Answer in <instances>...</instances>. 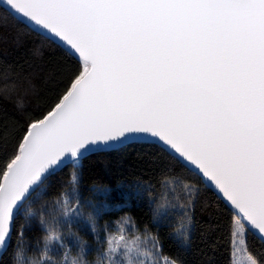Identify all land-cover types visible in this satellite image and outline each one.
I'll return each mask as SVG.
<instances>
[{
  "label": "snow or ice",
  "instance_id": "1",
  "mask_svg": "<svg viewBox=\"0 0 264 264\" xmlns=\"http://www.w3.org/2000/svg\"><path fill=\"white\" fill-rule=\"evenodd\" d=\"M6 6L58 42L77 67L45 110L29 117L16 154L0 163V250L18 210L65 162L76 167L93 151L151 143L231 209L230 264H245L238 254L259 264L246 237L264 239V0H6ZM149 187L137 185L136 194ZM163 187L154 223L179 218L176 237L189 245L192 198L182 202L171 180ZM72 191L75 199V183ZM105 211L94 206L84 219L67 197L58 200L40 217L46 250L61 238V223L95 224ZM125 226L135 228L131 217L122 218L119 236L108 235L104 264H178L163 254L158 235L145 230L143 239L128 241ZM118 249L123 261L114 259Z\"/></svg>",
  "mask_w": 264,
  "mask_h": 264
},
{
  "label": "trees",
  "instance_id": "2",
  "mask_svg": "<svg viewBox=\"0 0 264 264\" xmlns=\"http://www.w3.org/2000/svg\"><path fill=\"white\" fill-rule=\"evenodd\" d=\"M76 67L75 57L67 56L60 45L38 34L0 5V163L16 154L29 117L45 110ZM20 83L23 88L14 87ZM169 180L180 193L182 202L191 197L194 204L189 245H183L176 237V229L182 223L179 218L174 217L159 227L154 223L155 201L165 194L163 185ZM185 184L189 186L187 191ZM137 185L151 187L138 196ZM65 197L77 205L84 219L94 206H104L106 211L96 218L95 224L61 223L56 230L61 238L48 243L46 250L48 230L40 225V217H47L49 210L56 208L57 201L62 204ZM230 216L231 209L225 202L201 184L182 162L155 144L132 143L91 154L76 167L69 164L48 175L18 210L15 228L0 264H19L18 255L23 264L33 261L63 264L64 257L78 256L77 261L100 264L99 255L106 248L108 235L120 230L124 217H131V224L135 225V228L125 226L129 236L139 235L143 239L145 230L158 235L163 254L176 259L178 264H230ZM77 236L86 252L74 249V243L79 245ZM246 246L259 264H264V242L249 233ZM66 264H76V260Z\"/></svg>",
  "mask_w": 264,
  "mask_h": 264
},
{
  "label": "rangeland",
  "instance_id": "3",
  "mask_svg": "<svg viewBox=\"0 0 264 264\" xmlns=\"http://www.w3.org/2000/svg\"><path fill=\"white\" fill-rule=\"evenodd\" d=\"M115 235L119 236V235H120V230H119ZM123 235L125 236V238H126L128 241H132V240L134 239V236H129V235L126 233V231L124 232ZM121 243H123V242L121 241ZM73 246H75V247H74L75 250L77 249V250H80V251H81V245H77L76 243H74ZM73 246H72V247H73ZM131 246H134V245H131ZM82 247H83V249H84L83 252H86V251H87V248L84 247L83 245H82ZM106 249H107V245H106V248H105L104 250H102V252H101L100 255H99V257L101 258L100 264H104V262H105L106 259H107L106 256L104 255ZM117 251H118V255H117L116 257H114V259H119V260L123 261V257H122V255H120V253H121L122 250H121V249H118ZM79 257H80V256H78V258H79ZM78 258H75V257H70V258H69V257H64L63 260H65V261H63V264H66L67 261H72V260H76V262H79V261H77ZM236 259H237V260H241V259H242V260L245 262V264H250V262L248 261V257L245 256V255L238 254L237 257H236ZM83 264H92V263H90L89 261H87L86 263L83 262ZM93 264H99V262H96V263H93Z\"/></svg>",
  "mask_w": 264,
  "mask_h": 264
},
{
  "label": "water",
  "instance_id": "4",
  "mask_svg": "<svg viewBox=\"0 0 264 264\" xmlns=\"http://www.w3.org/2000/svg\"><path fill=\"white\" fill-rule=\"evenodd\" d=\"M0 5L2 6V7H4L6 10H8L9 11V9H8V7L6 6V0H0ZM10 12V11H9ZM12 14V13H11ZM13 16H15L14 14H12ZM19 21H21V19L19 18V17H17V16H15ZM24 24H26L27 25V22L25 21V22H23ZM28 26V25H27ZM28 27H30V26H28ZM31 28V27H30ZM32 29V28H31ZM33 30V29H32ZM35 32H37L36 30H34ZM45 36V35H44ZM55 43H57L58 45H59V43L58 42H55ZM62 47V46H61ZM117 148H120L119 146L118 147H116L115 149H117ZM112 150H114V149H112ZM105 151H110V150H99V151H93V152H91V153H89V154H86V156L85 157H87V156H89V155H91V154H95V153H100V152H105ZM85 157H82L81 159H83V158H85ZM69 164H72L70 161H68V162H65V164L64 165H62V167L60 168V169H58V170H56L55 172H53V173H50V174H54V173H56V172H58L59 170H61L63 167H65V166H67V165H69ZM49 174V175H50ZM224 201V200H223ZM226 204V203H225ZM227 205V204H226ZM228 206V205H227ZM254 234V233H253ZM255 236H257L260 240H262L263 242H264V239H261L258 235H256V234H254ZM8 243H9V241H8ZM8 243H7V245L5 246V248L3 249V250H0V258H1V256H2V254L5 252V250H6V248H7V246H8Z\"/></svg>",
  "mask_w": 264,
  "mask_h": 264
}]
</instances>
